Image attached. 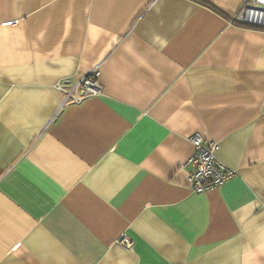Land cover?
Wrapping results in <instances>:
<instances>
[{
  "label": "crops",
  "instance_id": "crops-1",
  "mask_svg": "<svg viewBox=\"0 0 264 264\" xmlns=\"http://www.w3.org/2000/svg\"><path fill=\"white\" fill-rule=\"evenodd\" d=\"M201 1L0 0V264H264V30ZM196 134L237 171L202 194Z\"/></svg>",
  "mask_w": 264,
  "mask_h": 264
},
{
  "label": "built area",
  "instance_id": "built-area-1",
  "mask_svg": "<svg viewBox=\"0 0 264 264\" xmlns=\"http://www.w3.org/2000/svg\"><path fill=\"white\" fill-rule=\"evenodd\" d=\"M237 19L249 26L264 29V0H244ZM100 70L95 68L76 82L64 81L55 86L62 96L57 113L70 104H80L92 96H100L104 90L99 81ZM194 152L185 163L189 168V184L192 192L202 194L223 187L237 176V171L223 164L217 157L219 144L196 134L190 138ZM121 244L131 247L132 242L123 236Z\"/></svg>",
  "mask_w": 264,
  "mask_h": 264
},
{
  "label": "trees",
  "instance_id": "trees-1",
  "mask_svg": "<svg viewBox=\"0 0 264 264\" xmlns=\"http://www.w3.org/2000/svg\"><path fill=\"white\" fill-rule=\"evenodd\" d=\"M195 1L200 2V3H203V4H206V2L201 1V0H195ZM243 25H245V26H249V25H247V24H243ZM251 27H252V26H251ZM254 28H258V27H254ZM258 29H261V28H258ZM263 30H264V29H263Z\"/></svg>",
  "mask_w": 264,
  "mask_h": 264
}]
</instances>
